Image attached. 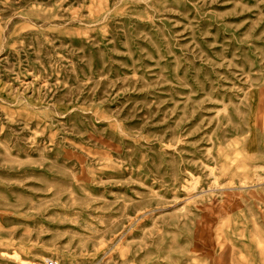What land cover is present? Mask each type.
I'll return each mask as SVG.
<instances>
[{
	"label": "rangeland",
	"instance_id": "obj_1",
	"mask_svg": "<svg viewBox=\"0 0 264 264\" xmlns=\"http://www.w3.org/2000/svg\"><path fill=\"white\" fill-rule=\"evenodd\" d=\"M264 264V0H0V264Z\"/></svg>",
	"mask_w": 264,
	"mask_h": 264
},
{
	"label": "built area",
	"instance_id": "obj_2",
	"mask_svg": "<svg viewBox=\"0 0 264 264\" xmlns=\"http://www.w3.org/2000/svg\"><path fill=\"white\" fill-rule=\"evenodd\" d=\"M15 264H61L54 259L36 260L34 262L25 261L23 263L16 262Z\"/></svg>",
	"mask_w": 264,
	"mask_h": 264
},
{
	"label": "bare ground",
	"instance_id": "obj_3",
	"mask_svg": "<svg viewBox=\"0 0 264 264\" xmlns=\"http://www.w3.org/2000/svg\"><path fill=\"white\" fill-rule=\"evenodd\" d=\"M18 263H23V262H18Z\"/></svg>",
	"mask_w": 264,
	"mask_h": 264
}]
</instances>
